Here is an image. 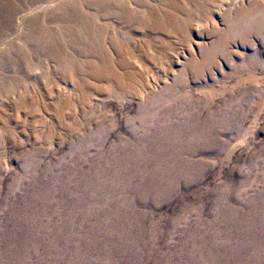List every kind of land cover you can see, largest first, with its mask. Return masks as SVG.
Instances as JSON below:
<instances>
[{
  "label": "bare ground",
  "instance_id": "1",
  "mask_svg": "<svg viewBox=\"0 0 264 264\" xmlns=\"http://www.w3.org/2000/svg\"><path fill=\"white\" fill-rule=\"evenodd\" d=\"M218 1L0 0V142L23 140L16 151L24 162L21 175L10 186L12 192L20 191L21 197L15 199L6 216L10 222L3 227L2 236L9 242L0 248V264H143L162 253L157 244L159 222L151 219L147 229L148 215L138 207L148 201L159 207L174 193L179 177L183 185L195 183L197 177L191 175L196 174L200 162L193 160L197 150H189V146H216L209 137L216 140L223 128L205 127L208 120L201 128V124H189L200 117L189 111L193 102L181 90L187 87L186 72L198 69V63L192 60L173 85L163 93H154L155 73L146 66L144 71H138L132 60L135 53L130 45L137 38L131 33L133 28L147 29L159 38L173 36L184 43L195 20L184 5L193 6L206 20ZM86 5L98 8V15L114 18L109 21L114 31L108 44L116 58L105 43L106 24L99 16H91ZM252 10L255 12L244 9L235 17L224 16L228 36L248 23ZM69 40L90 55L87 59H69L70 70L61 71L72 78L80 108L85 110L93 94L106 92L118 98L132 96L134 113L127 120L125 133L119 134L110 146L107 142L113 131L97 121L95 129L84 133L76 130L75 142L66 155L58 158L52 154L47 162L42 148L25 146L28 138L33 143L39 140L38 131L30 135L29 130L33 107L41 105L43 115L47 111V89L31 74L38 71L43 75L44 67L41 62V67L37 64L43 59H64L63 42ZM137 87L144 88L148 94L145 99ZM178 92L182 94L177 96ZM68 108L66 98L51 105L50 111L64 123ZM224 114L226 120H232L225 125L226 131L236 129L237 115L231 111ZM45 120L44 115L36 121L46 124ZM76 126L80 125L74 121L73 130ZM180 143L186 149H180ZM256 201L244 205L250 211L246 226L237 227L242 237L234 246L233 232L227 228L216 231L214 236L220 240H214L208 237L209 231L200 227L194 235L187 234L176 248L179 253L170 252L162 260L155 259V263L223 264L227 260L228 264H264V200L259 207ZM19 202L24 203L22 208L16 206ZM224 204L227 202H220L219 214ZM259 224L262 232L256 234L254 229ZM168 236L171 238L170 233Z\"/></svg>",
  "mask_w": 264,
  "mask_h": 264
},
{
  "label": "rangeland",
  "instance_id": "2",
  "mask_svg": "<svg viewBox=\"0 0 264 264\" xmlns=\"http://www.w3.org/2000/svg\"><path fill=\"white\" fill-rule=\"evenodd\" d=\"M217 3L211 7L210 18L206 20H202L203 17L193 6L184 5L183 8L191 13L193 19L195 18L190 28V35L184 43L178 37L159 38L153 31L147 29L133 28L131 33L132 37L137 38L138 41L140 39L139 42L133 40L130 45L135 53V58L132 60L138 71H144L146 66L151 70L150 72L155 73L157 85L155 84L153 88L154 93H163V89L173 85L180 78L184 66L192 60L198 63V69L186 72L187 87L180 89L186 92L183 95L188 94L193 102L189 106V111L197 112L200 117L189 124L193 127L196 123L201 124V128L206 124L203 121L208 120L205 127H211V130L223 128V132L220 137L215 138L216 140L209 137V142L217 144L216 146L207 148L204 143L189 146V150L193 148L197 150L193 160L200 162L196 174L191 175L197 177L195 183L190 186L183 185L184 180L179 177L174 193L161 201L159 207H154L152 201H148L147 205H139L138 210L148 215L147 229L151 225L149 222L151 219L155 218L159 222L157 244L162 247L159 256L143 264H156L155 259L162 260L170 252H176V248L187 239V234L194 235L200 227L209 231L208 237L213 236L214 240H220L214 236L217 234L216 231L227 228L233 232L234 242L231 246H234L242 237L239 235L242 230H237V227L246 226L245 222L250 211L244 205L256 199V205L259 207L264 200V0H220ZM112 7L117 6L112 4ZM84 8L91 16L95 18L99 16L101 20L103 19L101 22L106 24L104 27L107 42L105 43L116 58V52H113L108 44L110 43L108 38L114 31L109 21L114 18L112 15L109 17L102 13L98 15L96 7L86 5ZM244 9H254L255 12L253 10L249 12L251 16L248 23L242 24L237 29L238 32L228 36L229 26L225 23L224 16L228 14L235 17L238 11ZM94 13L97 15H93ZM63 46L64 59H43L37 62L38 66L41 67L42 64L44 67H41L43 75L38 71H33L34 74H31L33 80L39 85L43 84L47 89V111L44 114L46 124H39L36 121L44 116L42 106L36 104L31 112L33 119L31 118L29 130L30 135L33 131H38L37 140H39L33 143L28 138L29 143L26 141L25 146L30 149L33 146L42 148L45 151V156L42 154L43 159L47 162L52 159V154L59 158L69 152V148L75 142L77 129L84 133L95 129V123L98 122H104L106 127L113 131L112 137L107 142L110 146L119 134L125 133L128 128L127 120L134 113L132 96L118 98L106 92L100 96L93 94L83 111L79 102V92L72 85V78L61 71L70 70L69 59H87L90 55L77 47L73 41L69 40L66 44L63 42ZM95 90L97 91L96 88ZM137 90L141 92L142 99L147 97L144 88L137 87ZM180 94L182 93L178 92L177 96ZM66 98L70 108L64 112L65 122L60 123L50 111V107ZM225 111H231L233 116L237 115L234 118L236 129L226 131L225 125L232 120H226L228 117L224 114ZM72 119L80 125L76 126L75 130ZM17 140L12 143L0 142V248L9 242L2 236L3 227L6 222H10L6 216L10 207L15 204V199L21 197L20 191L14 193L10 190L13 179L21 175L24 164L16 151L23 140ZM182 145L183 143H180L179 148L186 149V146ZM133 198L135 199V194ZM220 202H227V205L224 204L222 213L220 211L219 214ZM16 206L22 208L24 203L19 202ZM201 222L205 225L199 226ZM254 232L256 234L262 232L261 224L254 229ZM168 233L171 238L167 237ZM43 248L44 246H41V252ZM221 255L225 258L227 256L224 253ZM223 264H228L227 260Z\"/></svg>",
  "mask_w": 264,
  "mask_h": 264
}]
</instances>
